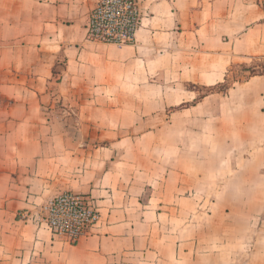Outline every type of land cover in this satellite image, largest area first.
Here are the masks:
<instances>
[{
    "label": "crops",
    "instance_id": "obj_1",
    "mask_svg": "<svg viewBox=\"0 0 264 264\" xmlns=\"http://www.w3.org/2000/svg\"><path fill=\"white\" fill-rule=\"evenodd\" d=\"M137 2L134 43L117 45L88 39L98 0H0V72L9 74L0 96L11 101L0 105V264L177 263L189 131L194 112H210L199 90L264 58V6ZM215 118L220 141L264 142V76L223 94ZM65 192L99 211L75 245L34 219Z\"/></svg>",
    "mask_w": 264,
    "mask_h": 264
},
{
    "label": "rangeland",
    "instance_id": "obj_2",
    "mask_svg": "<svg viewBox=\"0 0 264 264\" xmlns=\"http://www.w3.org/2000/svg\"><path fill=\"white\" fill-rule=\"evenodd\" d=\"M97 5L89 14L87 27L95 18ZM0 53L1 59L7 56ZM252 63L241 60L234 65L230 82L242 76V66ZM0 87L9 88L7 71L0 72ZM220 91L216 87L199 90L198 100L209 98L206 106L210 112L205 116L201 110L193 113L188 145L192 158L184 178L191 189L186 194L190 208L186 218L178 213L174 226L178 239L176 264H264V142L254 144L249 139L254 136L245 133L229 144L218 139L215 116L223 100ZM76 102L80 103L79 99ZM10 103L7 94L0 96L1 106ZM70 114L68 118L74 122L76 116ZM177 134L179 137L180 132ZM183 193L179 191L177 197ZM181 239L185 242H179ZM184 250L191 255L185 258Z\"/></svg>",
    "mask_w": 264,
    "mask_h": 264
},
{
    "label": "built area",
    "instance_id": "obj_3",
    "mask_svg": "<svg viewBox=\"0 0 264 264\" xmlns=\"http://www.w3.org/2000/svg\"><path fill=\"white\" fill-rule=\"evenodd\" d=\"M95 18L88 29L94 42L128 45L134 43L140 25L137 0H98ZM36 222L45 224L54 235L75 245L99 220L97 207L85 196L65 192L40 208ZM21 218L27 219L23 213ZM27 217V218H26Z\"/></svg>",
    "mask_w": 264,
    "mask_h": 264
},
{
    "label": "trees",
    "instance_id": "obj_4",
    "mask_svg": "<svg viewBox=\"0 0 264 264\" xmlns=\"http://www.w3.org/2000/svg\"><path fill=\"white\" fill-rule=\"evenodd\" d=\"M233 67L229 70L225 83L217 86L220 93L226 94L235 84L246 82L254 77L264 76V58L254 59L251 65H244L241 69L242 76L235 78L234 82H230L229 74L232 72Z\"/></svg>",
    "mask_w": 264,
    "mask_h": 264
}]
</instances>
